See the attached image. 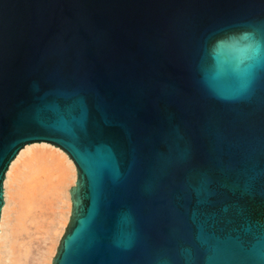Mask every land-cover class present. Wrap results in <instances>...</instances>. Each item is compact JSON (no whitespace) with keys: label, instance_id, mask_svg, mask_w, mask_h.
<instances>
[{"label":"water","instance_id":"1","mask_svg":"<svg viewBox=\"0 0 264 264\" xmlns=\"http://www.w3.org/2000/svg\"><path fill=\"white\" fill-rule=\"evenodd\" d=\"M41 141L51 264H264V0H0V210Z\"/></svg>","mask_w":264,"mask_h":264},{"label":"bare ground","instance_id":"2","mask_svg":"<svg viewBox=\"0 0 264 264\" xmlns=\"http://www.w3.org/2000/svg\"><path fill=\"white\" fill-rule=\"evenodd\" d=\"M44 143L53 145L45 141L32 142L24 145L18 151L16 156L11 160L4 175V179L2 183L3 204L0 210V229L6 226V223L8 221H11L8 224L12 223L11 224L12 229H10L11 233L13 234L12 240L10 241V249H11L10 252L14 255L12 264H21L20 262L22 259L21 255L25 254V251L27 252L28 255L27 264H48L47 261L48 257L46 258V253L49 252L48 251L49 245L45 244L44 249H41V247H38L36 249L33 248L31 249L32 245L30 246V244L33 241L32 235L31 234L29 235V239H27V237L19 235L22 234L21 232L25 228V226L23 227L24 220L21 219L22 215H19L20 211L18 210L14 211V214L9 215L10 216L9 219L5 217L6 212L8 211H7V206H4L5 203L4 182L11 164L13 166L19 159L24 157L26 153L29 154V152H31L29 158L25 162L24 169H22L19 172L17 178L18 181L20 182V188L23 190L24 195L26 197L25 211H26L27 219L29 221L28 225L26 226V229L27 228L30 230L32 229L33 233L35 234L41 233L42 235L44 234L46 237L51 238V234L54 231L57 220L62 219L64 217V212H63L64 209L61 210V208H63L62 205L67 200L69 202L68 205L69 211H68V216L65 215L67 217L66 223L69 220V215L71 211V200L69 194L70 188H68V186H70L71 183H75L76 181V177H77L76 167L73 161L71 160V158L66 154V152H64L61 148L55 145L53 146L57 147L56 148L57 151L48 150L45 147L41 149L39 152H35V153L32 152L33 146L46 145ZM14 160L15 162H13ZM1 237H3L2 232L0 233V239ZM34 238L35 237H33V239ZM24 241L28 243V245L26 246V250L22 245L20 246V244H22ZM51 249L53 248L51 247ZM51 260L52 257L50 259L49 264H51Z\"/></svg>","mask_w":264,"mask_h":264},{"label":"rangeland","instance_id":"3","mask_svg":"<svg viewBox=\"0 0 264 264\" xmlns=\"http://www.w3.org/2000/svg\"><path fill=\"white\" fill-rule=\"evenodd\" d=\"M37 144H40V143H37ZM44 144H46V145H42V146L41 145H36V146H33L32 147V152H34V153L35 152H39L41 149H43L45 147L48 150H55V151H57V149H56L57 147H55L53 145H50V144H47V143H44ZM30 153L31 152H29V154L26 153L24 155V157H22L21 159H19L13 166L11 164V166H10L8 172H7V175H6V178H5V182H4V191H5V203H4V206H7V211L8 212H6V216L5 217L7 219H9V217H10L9 215L14 214V211H17V210L20 211L19 212V215H22V218L21 219L24 220L23 227L25 226V228L21 232L22 234H19V235L24 236V237H27V239H29V235L30 234L32 235V240L33 241L30 244V246L32 245L31 246V249L32 248L33 249H36L38 247H41V249H44L45 248V244H48L49 245V250H48L49 252L46 251L47 252L46 253V258L48 257L47 258L48 259L47 261H48V264H49L51 257L53 258L54 254L56 252V248L58 246L59 240H60L61 236L63 235L64 229H65V227H66V225L68 223V222L66 223V221H67V217L66 216H68V211H69V206L68 205H69V202L67 200L63 204L64 206L62 205L63 208H61V210L64 209L63 210L64 217L62 219H58L57 220L56 225H55V228H54V231L51 234V238H48L44 234L42 235L41 233L40 234L39 233L38 234H35V233H33L32 229L31 230L28 229V228L26 229V226L28 225V222H29L28 219H27V216H26V211H25L26 197L24 195L23 190L20 188V182L18 181L17 178H18L19 172L22 169H24L25 162L29 158ZM15 160L13 162H15ZM17 183H19V184H17ZM73 185H74V183H71L70 186H68V188H70ZM15 186H17V187H15ZM10 202H12V203H10ZM7 213H9V214H7ZM10 222L11 221H8L6 223V226H4V227H2V229H0V230H3V231H0V233L2 232V236H3L0 239V264H6V262H7V264H12V260L14 258V255L10 252L11 251V249H10V241L12 240V236H13V234L10 231V229H12V225H11L12 223L11 224H8ZM57 231H58V233H57ZM33 237H35V238L33 239ZM6 242H8V243H6ZM53 243H54V245H53ZM21 245L26 250V246L28 245V243L26 241H24L22 244H20V246ZM6 246H8V247H6ZM51 247L53 249H51ZM51 252L54 253V254H52ZM21 257H22V259L20 261L21 264H27V257H28V255H27V252L26 251H25V254L21 255Z\"/></svg>","mask_w":264,"mask_h":264}]
</instances>
